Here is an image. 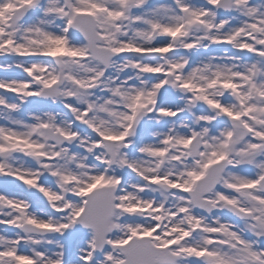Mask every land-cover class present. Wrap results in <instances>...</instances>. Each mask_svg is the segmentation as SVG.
<instances>
[{
  "label": "snow or ice",
  "instance_id": "obj_1",
  "mask_svg": "<svg viewBox=\"0 0 264 264\" xmlns=\"http://www.w3.org/2000/svg\"><path fill=\"white\" fill-rule=\"evenodd\" d=\"M0 264H264V0H0Z\"/></svg>",
  "mask_w": 264,
  "mask_h": 264
},
{
  "label": "bare ground",
  "instance_id": "obj_2",
  "mask_svg": "<svg viewBox=\"0 0 264 264\" xmlns=\"http://www.w3.org/2000/svg\"><path fill=\"white\" fill-rule=\"evenodd\" d=\"M159 2H169V0H159ZM3 74L0 73V76H2Z\"/></svg>",
  "mask_w": 264,
  "mask_h": 264
}]
</instances>
